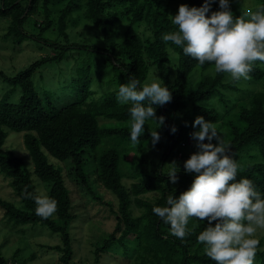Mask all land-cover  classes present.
<instances>
[{"label":"trees","instance_id":"16d2710c","mask_svg":"<svg viewBox=\"0 0 264 264\" xmlns=\"http://www.w3.org/2000/svg\"><path fill=\"white\" fill-rule=\"evenodd\" d=\"M160 1L0 0V17L8 19L4 39L18 48L23 41L36 37L42 41L40 48L48 47L53 51L11 77L0 70V76L12 85L0 96V173L9 180L20 202L16 205L0 198V208L4 217L16 224L40 223L58 233L60 243L48 248L59 252L58 260L62 264H75L70 228L78 215L72 207L68 177L77 184L85 203H92L102 217L112 215L115 221L112 231L94 240L96 259L111 246L119 245L130 250L128 255L137 252L140 264H215L197 241L198 234L208 226L207 220L190 219V234L180 240L170 235V226L153 213L154 206H166L168 196L178 197L187 190L196 175L185 172L184 163L175 158L177 146L185 144L194 131L192 123L197 116L213 123L222 122L221 138L232 146L229 154L241 166L237 179H249L264 197V70L260 66L264 62L256 61L249 74L248 81L259 84L254 89L240 86L243 79L235 82L224 73L214 74L213 70L205 73L213 66L198 64L185 56L180 47L162 40L164 33L176 31V28L171 24L168 8L161 6ZM186 3L189 7H201L204 0H186ZM233 5L234 0H229L230 10ZM259 6H264V0L259 1ZM218 10L219 0H214L207 15ZM75 11L81 12L83 18L100 30L103 45L71 41L68 21ZM117 18L128 21L120 40L116 39L117 32L113 28ZM141 22H145L150 34L142 37L130 33ZM49 30L57 38L41 37ZM169 46L176 52L178 62L172 81L168 67ZM69 52H84L102 61L113 72L111 80L117 88L106 91L97 100L91 98L93 64L89 57L76 68V77L64 90L70 89L65 103H55L60 97L55 98L50 91L40 96L31 79L33 73L45 64L67 58ZM151 66L156 70L158 81L168 87L172 99L163 106L153 105L157 117L163 116L165 122L159 126L155 120L147 121L139 145H134L130 138L131 104H121L116 98L117 92L121 83L133 78L142 85ZM191 75L196 77L194 84L190 83ZM16 87L19 88L18 98L10 101L8 95ZM213 97L222 105V111L213 104L201 103ZM7 129L23 133V144L31 157L32 167L11 150L2 148ZM154 130L160 137L155 144L151 138ZM148 146L162 148L152 165L141 157L127 159L135 149ZM147 150L151 155L155 153L151 147ZM46 154L68 160V167L54 165ZM86 154L92 157L93 167L86 166ZM172 159L174 161L170 162ZM174 167H177L178 180L173 184L167 173ZM125 169H130V176L138 178L130 186L123 182L128 176ZM31 170L47 183V196L57 201V211L48 219L37 216L34 199L24 196L25 191L38 195ZM134 208L139 210L138 214L134 213ZM255 262H264V253L259 249ZM0 264L17 263L0 252Z\"/></svg>","mask_w":264,"mask_h":264},{"label":"clouds","instance_id":"9594fccd","mask_svg":"<svg viewBox=\"0 0 264 264\" xmlns=\"http://www.w3.org/2000/svg\"><path fill=\"white\" fill-rule=\"evenodd\" d=\"M212 2L204 0L201 7L181 4L175 15L170 14L176 31L164 33L162 40L180 47L198 64L212 65L214 74H227L235 82L249 80L254 63L264 62V6L248 8L234 17L229 0H219L220 10L207 15ZM116 98L121 104H131L130 138L139 145L147 121L155 120L159 126L165 122L163 116L157 117L153 105L169 103L172 94L158 80L141 85L133 78L120 84ZM192 127L197 129L190 136L198 151L184 162V171L196 175L187 190L178 197L168 196L166 206H154L153 213L180 240L190 234V219L207 220L208 226L197 236L207 257L215 264H254L260 243L255 236L257 230H264V197L249 179H237L241 166L229 154L232 146L222 140L212 121L197 116ZM171 131H176L175 126ZM151 138L155 144L159 133L151 131ZM167 175L176 183L177 167ZM24 196L34 199L36 215L43 219L57 211V201L47 195L25 191Z\"/></svg>","mask_w":264,"mask_h":264},{"label":"rangeland","instance_id":"374dc122","mask_svg":"<svg viewBox=\"0 0 264 264\" xmlns=\"http://www.w3.org/2000/svg\"><path fill=\"white\" fill-rule=\"evenodd\" d=\"M259 1L260 0H234V5L232 6L231 11L234 14L242 15L243 11L248 8L255 10V8L259 6ZM159 4L163 7H167L171 15H175L178 12L179 6L187 3L186 0H161ZM35 17L38 18V16ZM37 20H40V18ZM68 24V32L72 42H86L95 46L103 45L100 30L91 24L90 21L83 18L81 12H73L69 17ZM127 24L128 21L121 18H117L114 22L113 28L116 29L117 40L122 39L124 36ZM7 26L8 19L0 17V70L6 77L13 76L34 60L53 52L48 47L40 48L39 46L42 45V41H40L41 39H36V37L23 41L21 45L16 48L10 41L3 38ZM26 28L27 30H30L29 26H26ZM130 33H138L144 37L149 35L150 31L145 22H141L138 25H135L130 30ZM41 37L51 40L57 38L56 34L50 30L45 31ZM168 52V67L170 69V80L172 81L176 73L178 62L176 52L172 47H168ZM88 55L84 52H73V54L69 52L68 57L62 59L60 62H51L36 70L31 79L39 95L42 96L45 91H50L55 98L60 97L59 100H55V103H65L69 99L68 95H70V89L68 92H64V90L69 88L68 85L70 80L73 77H76V68L81 66L84 59L89 57L93 64V80L91 88L94 93L91 98L97 100L106 91L116 89L117 84L115 81L111 80L113 72L109 71V68L105 67L102 61L96 59L93 55ZM260 66L264 70V64H260ZM212 70L213 67H209L205 73H210ZM154 79L158 80L156 70L151 66L148 76L142 85L144 83H150ZM195 80L196 77L191 75L190 83L194 84ZM240 83V86H244V88L248 89L257 88V85H259L256 82L248 80L241 81ZM11 88L12 85H10L4 77L0 76V96ZM18 95L19 88L16 87L8 95V99L10 101H15L17 100ZM201 103L213 104L217 106L219 111L223 110L222 105L218 104L215 97ZM179 116L182 118L181 114ZM214 125L217 128L218 134L221 135L223 131L222 122H214ZM192 129L194 131L197 130L193 127ZM22 134V132L7 129V136L3 142L2 148L5 150H11L15 155L22 157L28 167H32L31 157L23 144ZM213 140H215V138ZM148 147L154 149L155 153L151 155V152L147 150ZM148 147L135 149L127 156V159L141 157L143 160L151 162L150 165H152V163L156 162V159L159 158L162 148L156 146ZM176 149L178 151L175 159L177 162L183 163L192 153L198 151L196 141L189 135L185 144L178 145ZM97 151H99V149H97ZM46 157L56 166L61 167L62 164L68 167V160L62 161L49 154H46ZM150 159H152V161H150ZM173 161L174 159L170 160V162ZM85 163L88 168L93 167L94 165L92 157L88 154L85 156ZM67 171L65 170L66 173ZM124 172H127L126 174L128 175L123 179L126 186H130L132 182L138 180L137 177H132L128 174L130 173V169H125ZM31 179L33 184H35L38 195H47V183L40 180L33 172L31 173ZM68 180L67 184L71 190L72 207L74 212L78 215L70 228L71 243L74 251L73 262H75V264H140L141 258L137 257V252L134 251L128 255L130 250L126 248L124 249L119 245L111 246L110 249L101 253L98 259H96L93 242L99 235L112 231L115 221L112 215L104 218L101 216V211H98L97 206L91 205L92 203H85V197L77 187V184L70 180L69 177ZM104 190L110 193L108 190ZM0 198L10 200L16 205L20 204L18 198L14 195L12 187L9 185V180L1 173ZM134 213L138 214L139 210L134 208ZM263 236L264 230H257L255 238L259 241L263 240L257 249L264 253ZM59 243L60 236L58 233L51 232L46 226L41 225L40 223L32 222L27 224H16L12 220H7V218L4 217L3 210L0 208V252L10 261H15L17 264H62L58 260L59 252L48 248V246H53ZM254 264H264V262H255Z\"/></svg>","mask_w":264,"mask_h":264}]
</instances>
